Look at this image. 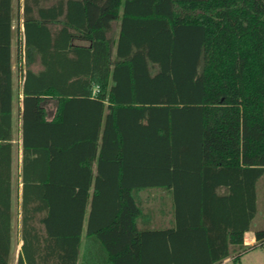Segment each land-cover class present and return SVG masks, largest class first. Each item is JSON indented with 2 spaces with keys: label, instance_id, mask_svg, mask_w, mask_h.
Masks as SVG:
<instances>
[{
  "label": "trees",
  "instance_id": "16d2710c",
  "mask_svg": "<svg viewBox=\"0 0 264 264\" xmlns=\"http://www.w3.org/2000/svg\"><path fill=\"white\" fill-rule=\"evenodd\" d=\"M13 2L0 0V264L13 242ZM16 3L15 264H220L264 246V0ZM153 187L171 190L170 228L139 227L138 191Z\"/></svg>",
  "mask_w": 264,
  "mask_h": 264
},
{
  "label": "rangeland",
  "instance_id": "374dc122",
  "mask_svg": "<svg viewBox=\"0 0 264 264\" xmlns=\"http://www.w3.org/2000/svg\"><path fill=\"white\" fill-rule=\"evenodd\" d=\"M14 4V21H13V38H12V71H13V88L15 94V110H14V147L15 152L18 151V137H19V86L21 82V75L22 71L26 67V60L23 50L18 46V35H17V25L19 15L17 12V3L16 0L13 2ZM113 34V32H111ZM32 69H37V63H31L29 65ZM17 97V98H16ZM47 112L50 117V113H53L54 110V103H48L46 105ZM15 169L13 172V179H14V187H13V255L15 249L17 248V243L19 242L18 239V211H19V197H18V186L16 185V179L18 177V161L15 160ZM258 195H259V212L254 221V227L264 228V179L260 182L258 187ZM250 238L249 234L246 235V240L248 241ZM250 245L254 244L253 240L252 243L249 242ZM248 245V244H247ZM223 264H264V246H255L254 248L247 249L242 252L239 256V260L237 262L232 261L230 258L224 261Z\"/></svg>",
  "mask_w": 264,
  "mask_h": 264
},
{
  "label": "crops",
  "instance_id": "0c3cea01",
  "mask_svg": "<svg viewBox=\"0 0 264 264\" xmlns=\"http://www.w3.org/2000/svg\"><path fill=\"white\" fill-rule=\"evenodd\" d=\"M20 1V0H19ZM19 11L18 25L21 26L22 19ZM21 96H19L20 98ZM14 134V117H13V133ZM20 119H19V137H18V151L15 152V143L14 138L13 142V153H12V188L14 187L13 172L15 169V160L18 161V174L20 169ZM16 185L18 186V194L20 193V180L19 177L16 179ZM19 197V195H18ZM138 197L141 201L143 207V215L139 220V227L144 228L148 226L150 230H160L167 229L173 225V198L171 190L162 188V187H153L146 190L138 191ZM19 218V215H18ZM18 239H19V220H18ZM12 232H13V200H12ZM13 239V238H12ZM245 241L246 238H245ZM247 242H252L251 238H248ZM20 240L17 243V248L14 251L13 255V242L12 249L10 253V264H15L16 258L20 251ZM227 259V258H226ZM225 259V260H226Z\"/></svg>",
  "mask_w": 264,
  "mask_h": 264
},
{
  "label": "built area",
  "instance_id": "2783aa9c",
  "mask_svg": "<svg viewBox=\"0 0 264 264\" xmlns=\"http://www.w3.org/2000/svg\"><path fill=\"white\" fill-rule=\"evenodd\" d=\"M252 243V242H251ZM245 244H249V242L245 241ZM228 259V258H227ZM226 259V260H227ZM225 260H223L220 264H223Z\"/></svg>",
  "mask_w": 264,
  "mask_h": 264
}]
</instances>
